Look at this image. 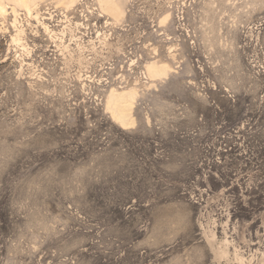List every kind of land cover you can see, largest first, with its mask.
<instances>
[{
  "label": "rangeland",
  "instance_id": "obj_1",
  "mask_svg": "<svg viewBox=\"0 0 264 264\" xmlns=\"http://www.w3.org/2000/svg\"><path fill=\"white\" fill-rule=\"evenodd\" d=\"M0 264H264V0H0Z\"/></svg>",
  "mask_w": 264,
  "mask_h": 264
},
{
  "label": "bare ground",
  "instance_id": "obj_2",
  "mask_svg": "<svg viewBox=\"0 0 264 264\" xmlns=\"http://www.w3.org/2000/svg\"><path fill=\"white\" fill-rule=\"evenodd\" d=\"M22 1H25V0H22ZM168 18H169V13L165 14L163 16V18H161L162 19V23H167L168 22ZM150 67H152L154 69L156 79L162 77V74H163L162 73V67H165L166 70H171L170 67H168L166 65L154 64V65H150Z\"/></svg>",
  "mask_w": 264,
  "mask_h": 264
}]
</instances>
